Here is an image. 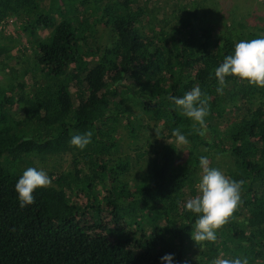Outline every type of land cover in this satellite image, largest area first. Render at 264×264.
<instances>
[{
    "label": "trees",
    "instance_id": "trees-1",
    "mask_svg": "<svg viewBox=\"0 0 264 264\" xmlns=\"http://www.w3.org/2000/svg\"><path fill=\"white\" fill-rule=\"evenodd\" d=\"M158 6L165 8L161 0H0V25L15 18L33 36L49 32L31 42L36 72H21L0 94V264H161L169 253L174 264H211L221 253L264 264V87L228 76L218 94L214 75L237 42L264 37V24L219 30L197 0L164 12ZM10 49L0 42V60ZM194 86L209 107L203 127L170 99ZM226 114L234 119L222 123ZM121 128L141 145L135 159L124 154ZM144 129L151 139L137 136ZM173 129L190 145L184 156ZM87 131L83 150L69 143ZM205 148L228 159L225 169L210 167L243 184L217 239L197 245L196 216L184 204L198 192ZM141 158L147 173L128 180ZM28 167L58 187L37 189L35 202L21 208L15 183ZM81 185L91 196L84 208L71 200ZM101 186L109 190L103 198ZM85 209L114 217V239L75 224ZM123 222L153 231L154 240L130 247Z\"/></svg>",
    "mask_w": 264,
    "mask_h": 264
},
{
    "label": "clouds",
    "instance_id": "clouds-1",
    "mask_svg": "<svg viewBox=\"0 0 264 264\" xmlns=\"http://www.w3.org/2000/svg\"><path fill=\"white\" fill-rule=\"evenodd\" d=\"M219 87L218 94H222L225 79L228 76L246 81L249 84L264 87V37L240 40L234 45L232 54L224 57L223 62L214 69ZM199 86H194L183 96H173L170 99L180 109L184 116L204 126L205 117L209 113L207 100L202 98ZM172 136L178 144H187V139L179 129L172 130ZM92 133L75 134L69 143L83 150L91 143ZM199 167L202 175L198 182V192L186 200L185 209L196 216L192 226L191 238L195 242H214L217 239L216 229H219L233 215L241 201L243 181L230 179L219 169L209 166L207 156L199 157ZM51 184V178L43 171L34 167L26 168L15 183L19 206L21 208L35 202L34 193L37 189ZM223 253L214 258L211 264H248L247 258H222ZM161 264H174L173 254H165L160 258Z\"/></svg>",
    "mask_w": 264,
    "mask_h": 264
},
{
    "label": "rangeland",
    "instance_id": "rangeland-1",
    "mask_svg": "<svg viewBox=\"0 0 264 264\" xmlns=\"http://www.w3.org/2000/svg\"><path fill=\"white\" fill-rule=\"evenodd\" d=\"M197 0L198 3L201 4V8L204 13L209 12L208 16L212 15L216 22V26L219 30H223L225 25L232 24L231 22H235L234 25L236 27L241 28V24H251L250 27L256 28L257 26L261 27L264 24V5L261 3H256L254 1H243V0ZM165 8L174 9L177 5L183 7L185 5L186 0H161ZM220 3V4H219ZM221 5V6H220ZM233 6V10L232 7ZM238 7V8H236ZM165 8H161L158 6L156 9L164 12ZM220 9V10H219ZM236 9V10H235ZM201 10V11H202ZM168 12V11H167ZM220 13V15L218 14ZM215 16V17H214ZM156 21V20H154ZM155 23V22H154ZM241 23V24H240ZM153 24V23H152ZM155 27V25H154ZM98 29V41L100 44H105L107 32L104 30L103 26L97 27ZM29 32L24 31L18 22H16L15 18L9 19L7 22H4L0 25V42L10 49L4 58L0 60V94L3 92L2 88L7 87V85L11 82H17L20 79L21 72H27L29 75H33L36 72L34 70V63L32 61L33 57V43L36 38L38 39H47L49 37V32L47 30H38L36 31V36L29 35ZM40 76V75H39ZM137 109V108H136ZM12 114H16L17 111L15 109L11 110ZM228 119H234L233 114H226L225 119L222 120V123ZM123 137V146L125 147V156L128 155L131 159H135L136 156V147L141 146L136 145L134 140L131 139L129 135V131L122 130ZM153 133L148 130H141L137 132V136L141 137L142 140L145 138H150ZM154 141L153 140L151 142ZM177 146L178 157L184 156L187 153V150L190 145L187 144H178L175 139L173 140ZM174 144V145H175ZM153 144L144 145L142 147L143 150L151 149ZM204 151L208 152V149L205 148ZM208 159L210 163H219L220 170L225 169V162L228 161L227 158L225 160L223 158L214 157L212 152H208ZM131 159V160H132ZM71 156H65L63 160V171L64 173L71 171L70 166ZM143 158L139 160V165L134 167V170L128 175V180H134L139 178L140 176H144V173H147V169L145 167V163ZM144 166V167H142ZM141 167V168H140ZM56 179V176L53 177V180ZM49 186H57L55 183H52ZM48 186V187H49ZM58 187V186H57ZM79 188L83 191L79 192V194H73L71 198L72 202L84 208L91 199V196L84 190V186H79ZM101 198L105 197L109 194V190L107 186H101ZM84 214H77L75 219V224L79 225L83 228H89L95 231L98 234L106 235L110 239H114V229L117 227L116 220L113 216H111L107 212H97L92 209H85ZM120 228H124L125 236L128 241V245L130 247H135L141 249V244L147 241H153V231H144L136 229L132 226H127L124 222L118 225ZM199 242L197 243V245Z\"/></svg>",
    "mask_w": 264,
    "mask_h": 264
},
{
    "label": "built area",
    "instance_id": "built-area-1",
    "mask_svg": "<svg viewBox=\"0 0 264 264\" xmlns=\"http://www.w3.org/2000/svg\"><path fill=\"white\" fill-rule=\"evenodd\" d=\"M247 1V0H246ZM248 1H254V2H257V3H261L264 5V0H248Z\"/></svg>",
    "mask_w": 264,
    "mask_h": 264
}]
</instances>
